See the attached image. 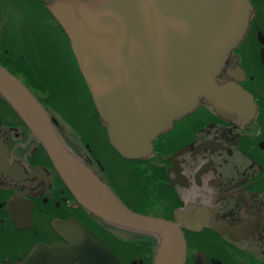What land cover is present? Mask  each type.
Returning a JSON list of instances; mask_svg holds the SVG:
<instances>
[{
    "label": "flooded vegetation",
    "instance_id": "obj_1",
    "mask_svg": "<svg viewBox=\"0 0 264 264\" xmlns=\"http://www.w3.org/2000/svg\"><path fill=\"white\" fill-rule=\"evenodd\" d=\"M55 1L0 0V66L43 108L52 96L63 99L44 108L49 119L68 151L109 189V165L119 177L121 167L140 174L132 199L122 188L110 189L119 201L166 220L189 209L195 222H204L195 231L181 229L184 264H264V0H249L247 30L216 77L247 93L250 115L239 120L201 99L137 160H124L109 146L87 90L75 85L68 40L47 10ZM0 161V264H102L80 232L103 243L119 264H151L155 240L87 213L1 99ZM135 189L146 195L137 199Z\"/></svg>",
    "mask_w": 264,
    "mask_h": 264
},
{
    "label": "water",
    "instance_id": "obj_2",
    "mask_svg": "<svg viewBox=\"0 0 264 264\" xmlns=\"http://www.w3.org/2000/svg\"><path fill=\"white\" fill-rule=\"evenodd\" d=\"M47 10L68 40L109 146L124 160L148 157L152 142L201 99L239 120L254 109L240 87L216 81L247 30L249 0H56ZM0 99L87 213L151 236L156 243L151 264H184L181 229L195 231L204 222H195L189 209L166 220L125 207L68 151L43 106L1 66ZM79 234L102 264H119L93 235Z\"/></svg>",
    "mask_w": 264,
    "mask_h": 264
},
{
    "label": "trees",
    "instance_id": "obj_3",
    "mask_svg": "<svg viewBox=\"0 0 264 264\" xmlns=\"http://www.w3.org/2000/svg\"><path fill=\"white\" fill-rule=\"evenodd\" d=\"M72 70L74 71V73H73V75H75L76 77H75V79H77V84H75V85H77V86H80V88H81V90H83L84 92H86V89H85V87H84V85H83V82H82V80H81V77L79 76V73H78V71H77V69H76V67H75V65H74V63L72 62ZM45 86L47 87V84H45ZM86 94V97H85V99H86V103H87V105L90 107V109H92V111H93V107H92V105H91V101H90V98H89V96H88V93H85ZM52 96V95H51ZM58 96V95H57ZM56 95L53 97L52 96V102H51V100L49 99L48 101L49 102H45L43 105H44V107L46 108V110H48L49 108H51V106H56V104L57 105H60V103H61V101L63 100L62 98H59V97H57ZM59 98V99H58ZM59 100H61V101H59ZM62 120L64 119L63 118V116L64 117H66V115H64V114H58V113H56ZM94 114V113H93ZM95 116V115H94ZM95 119H96V116H95ZM64 121V120H63ZM120 171H121V174L122 175H120V176H122V178L124 179V181H126V187H125V190L127 191V193L128 192H132V188L133 187H135L134 186V182H133V177L135 178L136 177V180H139V178L141 179V177H140V174H137L136 176L135 175H132L131 173H129L128 172V170H127V167H121L120 168ZM133 182V184L131 185V183ZM125 184V183H124ZM111 186V188L112 187H114L112 184H110ZM110 188V189H111ZM115 188V187H114ZM123 188H124V185H123ZM113 189V188H112ZM122 191H124L123 189H122ZM112 192H113V190H112ZM125 192V191H124ZM135 192H136V195H134L137 199H139V198H143V196L144 195H146V193H145V191L144 190H142V191H140V193L138 194V192H137V190L135 189ZM120 201H121V203L122 204H124V206L125 207H127L128 209H130V210H132L133 212H138L137 210H134V209H132V208H130L129 207V205L123 200V199H121L120 198ZM153 241V240H152ZM152 245H153V247H154V242H152ZM148 264H150L149 262H148Z\"/></svg>",
    "mask_w": 264,
    "mask_h": 264
},
{
    "label": "rangeland",
    "instance_id": "obj_4",
    "mask_svg": "<svg viewBox=\"0 0 264 264\" xmlns=\"http://www.w3.org/2000/svg\"><path fill=\"white\" fill-rule=\"evenodd\" d=\"M51 88V87H50ZM52 89H55L53 86H52V88H51V90ZM49 99H46L45 100V102H49L48 101ZM67 102H69V101H67ZM80 106V105H79ZM52 107V106H51ZM81 107V106H80ZM53 110L56 112V113H58V114H61V113H59L56 109H54L53 108ZM63 118H67V116L66 117H64L63 116ZM109 168L110 169H108V174H110L109 175V179L111 180V183L113 184V186H115L117 189H123L124 191H125V193H126V196L128 197V195H130L129 197H130V199H132V196H131V192H128L127 193V191L125 190V185H126V181H123L124 179L122 178V176L121 177H119L117 174H116V172H114L113 170H112V167L109 165ZM125 183V184H124ZM123 185H124V188H123Z\"/></svg>",
    "mask_w": 264,
    "mask_h": 264
},
{
    "label": "bare ground",
    "instance_id": "obj_5",
    "mask_svg": "<svg viewBox=\"0 0 264 264\" xmlns=\"http://www.w3.org/2000/svg\"><path fill=\"white\" fill-rule=\"evenodd\" d=\"M45 108V107H44ZM46 109V108H45ZM245 115V114H244ZM246 116V115H245ZM245 116L241 117V119H243ZM26 128V127H25ZM29 132V131H28ZM30 134V133H29ZM64 144V143H63Z\"/></svg>",
    "mask_w": 264,
    "mask_h": 264
}]
</instances>
